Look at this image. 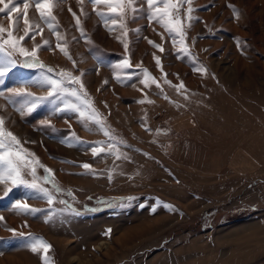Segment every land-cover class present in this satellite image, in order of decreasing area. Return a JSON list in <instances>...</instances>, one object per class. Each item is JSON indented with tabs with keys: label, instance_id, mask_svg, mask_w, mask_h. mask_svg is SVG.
I'll return each mask as SVG.
<instances>
[{
	"label": "rangeland",
	"instance_id": "rangeland-1",
	"mask_svg": "<svg viewBox=\"0 0 264 264\" xmlns=\"http://www.w3.org/2000/svg\"><path fill=\"white\" fill-rule=\"evenodd\" d=\"M136 7L141 9L136 19L127 13L125 37L118 25L109 20V31L95 14L108 13L104 5L94 10L88 0L56 4L51 23L69 60L30 4V25L43 31L37 29L35 41L26 38L22 46L31 50L49 41L50 49L41 48L37 56L55 71L18 65L0 83L5 93L0 116L22 147L53 170L50 179L62 191L43 185L56 198L51 206L43 198L27 199L42 210L35 215L15 214L9 207L25 199L23 187L0 201V264H43L42 253L25 247L23 237L29 235L51 244L50 264H264V0H192L191 21L184 4L183 45L147 19L146 0H136ZM11 16L0 14V26L12 30L19 17L14 35L23 36V13ZM22 58L15 56L18 62ZM126 58L132 67L117 68ZM145 69L157 83H143ZM61 70L84 74L82 83L110 136L87 119L83 105L82 118L57 111L56 105L64 107L62 99L31 113L13 103L11 89L45 96L47 85L34 82L45 75L58 78ZM181 82L184 88L177 91ZM93 146L104 150L93 155ZM46 175L37 166V176ZM102 197L122 199L94 210L92 201ZM99 242L107 247L98 249Z\"/></svg>",
	"mask_w": 264,
	"mask_h": 264
},
{
	"label": "snow or ice",
	"instance_id": "snow-or-ice-1",
	"mask_svg": "<svg viewBox=\"0 0 264 264\" xmlns=\"http://www.w3.org/2000/svg\"><path fill=\"white\" fill-rule=\"evenodd\" d=\"M63 0H0V14H7L9 19H12L11 14L14 12H22L24 17V35L16 37L14 32L18 30V20L16 18V23L14 24L12 30L6 29L3 26H0V83L4 82V79L19 65L26 68H41L46 69L47 73H53L55 70L45 64H43L37 56L38 51L41 48L50 49L49 41L44 40L43 44H34V46L29 50L22 46V42L26 41V38H30L35 41V37L39 32H42L43 29L40 28L39 24L30 25L28 19V10L30 4H35V7L40 15V18L48 24L49 30L53 31L57 37L56 47L60 49L61 52L71 60L72 57L67 51L66 44L61 45L62 37L58 32H55V26L51 21H55L56 17L53 15V9L56 4L62 3ZM84 0H78V3H83ZM89 3L93 5L95 10L97 5H104L108 8L109 12L105 13L102 11H96V15L105 22V26L109 27V20L111 25H118L120 29L123 30V36H127V25H126V16L129 10L132 12V18L136 19V14L141 11V9L136 7V0H88ZM192 0H146L148 6L147 19L152 22L155 21L159 23L165 30L172 34L173 43L175 44L176 36L179 37V43L183 45L185 43V32L183 21L181 19L180 13L184 4H188L187 8V19L192 20L191 13L193 8L191 7ZM22 5V7H21ZM229 7H232L229 5ZM71 12V8H69ZM82 14L83 9H81ZM111 14V15H109ZM73 17L76 19V26L80 29L81 34L83 35V28L81 27V21L76 17L75 13H72ZM191 24L189 23V27ZM39 30V32L37 31ZM113 28L109 27V31H112ZM135 31H140L139 29ZM7 33L5 38L4 34ZM163 38V36H162ZM75 39V38H74ZM118 40L123 44L125 50L128 49V44L122 40L120 37H117ZM149 44L153 47L159 49L163 52L161 45L156 44L154 41L149 40ZM182 51L187 52L186 48H182ZM23 57L22 61H17L15 59L16 55ZM155 63L160 67L161 61L159 57H155ZM73 66H75V61H73ZM117 68H130L132 67L129 59H124L122 64L117 65ZM145 79L143 83L147 86L149 83H157L156 80L151 77V75L144 70ZM84 74L81 73L80 76H74L72 72L61 70L59 73H56L58 78H53L50 75H45L42 80L34 82L37 86L48 87L47 95L45 96H34L31 92H27L24 88H13L10 90L12 96L17 99L13 103H21V112L27 111L29 113L36 110L40 105L44 103H51L56 105L58 99H62L64 104L63 108H60L59 105H56L57 111L71 110L79 113L80 117H85V111L82 109L83 105L87 110V119L93 124L99 126L103 130L105 136H110L111 133L105 129V118L98 112L95 108L93 101L89 97L87 90L82 83L81 77ZM167 74L164 73L165 83H168L171 86V83L166 80ZM119 81V77L114 75ZM105 84L108 83L107 80L104 81ZM79 85V88L69 87V85ZM159 87V85L157 84ZM184 85L181 82L177 86V91L183 89ZM68 96L74 97L75 100L80 101L79 104L74 102H69L67 99H64ZM5 97V93L0 91V98ZM167 98V97H165ZM11 99V97H8ZM141 103L145 101H140ZM105 106H107L105 104ZM2 107V106H0ZM86 130H90L87 129ZM147 130V129H146ZM74 135V134H73ZM77 139H79L77 137ZM34 143V141H33ZM114 147V146H113ZM103 147L93 146L91 151L93 155H97L99 151H103ZM119 159L120 157L117 156ZM127 159V157H124ZM37 166L43 168L45 173L48 175L40 178L37 176ZM83 168L90 169L89 164H83ZM54 175L53 170L47 168L45 165L41 164L39 158L35 156V153L30 152L28 149L23 148L21 145L20 139L14 135L12 132L6 130L4 117L0 116V185L4 186V194L0 197V201L6 199L10 196L13 190L17 187H23L28 191L25 193V199H17L14 203L10 204V209L15 214L23 215H35L41 212V209L31 207L26 201L27 199L33 198H43L45 199L48 205H54L57 201L53 192L48 188L43 186L44 184H51L52 188L55 189L56 193H60L62 190L50 179V176ZM30 176L31 179L27 177ZM41 179L43 183H41ZM68 195H72L71 191L67 192ZM74 198V197H73ZM59 203L64 204L66 201L60 200ZM165 207H171L170 205H165ZM4 217L0 216V221H3ZM49 220L45 222H50ZM26 226V225H25ZM14 235H16L15 229H9ZM111 229L106 231V235H109ZM23 237V234H19ZM25 240V247L29 248L33 253H42L43 264H50V257L48 256L49 251L51 250V244L47 243L40 237L27 236L23 237Z\"/></svg>",
	"mask_w": 264,
	"mask_h": 264
},
{
	"label": "trees",
	"instance_id": "trees-1",
	"mask_svg": "<svg viewBox=\"0 0 264 264\" xmlns=\"http://www.w3.org/2000/svg\"><path fill=\"white\" fill-rule=\"evenodd\" d=\"M22 59H20V61H22ZM22 68L24 69H27L26 67H23L21 66ZM122 198L121 197H102L100 199H94L92 201V204H93V208L94 210H100L102 209L105 205H104V202H110V201H118V200H121Z\"/></svg>",
	"mask_w": 264,
	"mask_h": 264
},
{
	"label": "bare ground",
	"instance_id": "bare-ground-1",
	"mask_svg": "<svg viewBox=\"0 0 264 264\" xmlns=\"http://www.w3.org/2000/svg\"><path fill=\"white\" fill-rule=\"evenodd\" d=\"M107 246H106V243L105 242H99L98 244H97V248L98 249H103V248H106Z\"/></svg>",
	"mask_w": 264,
	"mask_h": 264
}]
</instances>
